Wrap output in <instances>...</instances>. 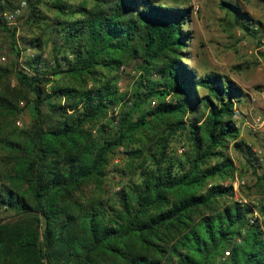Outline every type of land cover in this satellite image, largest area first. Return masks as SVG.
<instances>
[{
    "label": "trees",
    "instance_id": "obj_1",
    "mask_svg": "<svg viewBox=\"0 0 264 264\" xmlns=\"http://www.w3.org/2000/svg\"><path fill=\"white\" fill-rule=\"evenodd\" d=\"M38 2L53 12L29 4L30 18L51 19V60L37 53L17 69L0 65V82L13 74L20 86L0 90V213L10 214L0 215V264H264L254 205L221 183L236 176L229 148L264 179L233 118L246 93L227 75L187 64L192 7ZM219 6L257 32L236 3ZM23 43L40 47L38 37ZM133 61L134 86L120 92L116 72ZM20 98L32 123L2 126ZM173 142L186 146L182 155ZM121 147L131 176L111 197L85 196L92 186L103 191Z\"/></svg>",
    "mask_w": 264,
    "mask_h": 264
},
{
    "label": "rangeland",
    "instance_id": "obj_2",
    "mask_svg": "<svg viewBox=\"0 0 264 264\" xmlns=\"http://www.w3.org/2000/svg\"><path fill=\"white\" fill-rule=\"evenodd\" d=\"M4 9L0 10V65L10 69L19 68L29 57L39 53L42 59L51 60V19L41 20L30 18V3L39 7L47 15H53L44 3L38 0H25L26 5L16 14L13 23H7L4 14L18 7L22 0H3ZM78 2L79 0H69ZM236 3L243 13H246L251 22L256 25V33L249 34L234 22L233 15L219 6L220 0H161L164 4L176 6L199 5L192 13L191 21L184 26L191 30L192 38L184 49L190 56L187 64L194 66L199 73L215 70L227 75L238 83L246 96L235 104L240 111L238 117H233L239 128V137L248 145L256 158L258 175L264 177V0H227ZM1 2V1H0ZM4 24L5 28L2 26ZM260 23V25H259ZM39 38L40 47L24 46V40ZM37 45V44H34ZM123 69L116 72V86L120 92H129L134 86L137 76V62L123 64ZM55 81H63V76H53ZM7 86V90L14 91L20 88L15 76L9 75L0 82V90ZM152 105V104H149ZM18 106L20 112L14 117H8L2 126L10 129H24L30 126L34 113L31 104L20 98ZM261 118L263 124L254 125L253 119ZM178 154L182 155L186 146L183 143L173 142ZM184 145V146H183ZM183 146V147H182ZM123 147L119 148L111 157L108 166V175L103 184V191L87 188L85 196L111 197L121 184L131 176L129 172L130 156ZM236 166L234 180H226L224 185L233 184V199L242 203L254 205L259 219L264 223V215L260 213L264 206V179L258 183L252 168L244 157L237 151L228 149ZM219 183L218 180H215ZM212 183V181H211ZM214 183V182H213ZM212 183V184H213ZM236 184V185H235ZM207 213V212H206ZM3 217L9 213L1 212ZM253 215V214H252Z\"/></svg>",
    "mask_w": 264,
    "mask_h": 264
},
{
    "label": "built area",
    "instance_id": "obj_3",
    "mask_svg": "<svg viewBox=\"0 0 264 264\" xmlns=\"http://www.w3.org/2000/svg\"><path fill=\"white\" fill-rule=\"evenodd\" d=\"M26 5V1L25 0H22L18 7H16L14 10L8 12V13H5L4 14V17H5V20L7 21V23H13V20L16 16L17 13H19L20 9L22 7H24ZM199 8V5H193L192 9H193V12L196 11L197 9ZM1 46V44H0ZM0 60H2V57L0 56ZM124 66H121V69H123ZM238 115H240V111L236 108V106L234 105V108H233V117H238ZM254 125L258 126V125H261L263 124V121H261V118L260 117H257L256 119H253V123ZM236 185V184H235ZM250 222L251 223H258L260 228L262 229V239L264 241V223L261 221V219H259V216L257 214L256 211H254L253 215H252V218L250 219ZM228 254V251H226V255Z\"/></svg>",
    "mask_w": 264,
    "mask_h": 264
}]
</instances>
